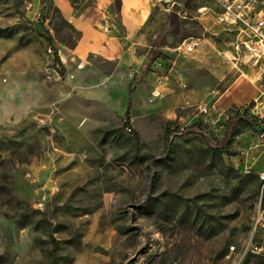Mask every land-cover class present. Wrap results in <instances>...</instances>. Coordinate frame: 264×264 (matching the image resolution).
Wrapping results in <instances>:
<instances>
[{
  "label": "rangeland",
  "instance_id": "374dc122",
  "mask_svg": "<svg viewBox=\"0 0 264 264\" xmlns=\"http://www.w3.org/2000/svg\"><path fill=\"white\" fill-rule=\"evenodd\" d=\"M69 1L104 20L118 3ZM153 1L156 34L171 15L174 42L201 36L195 5L210 0H179L172 13ZM76 36L51 0H0V264H227L228 247L249 239L258 249L241 264H264V146L249 122L264 115V53L225 29L208 35L189 53H209L195 73L201 97H178L186 86L168 76L175 96L165 80L160 96L130 105L135 140L118 95L110 106L64 81L54 57ZM157 46L146 64L168 57ZM169 141L191 166L152 162Z\"/></svg>",
  "mask_w": 264,
  "mask_h": 264
},
{
  "label": "crops",
  "instance_id": "0c3cea01",
  "mask_svg": "<svg viewBox=\"0 0 264 264\" xmlns=\"http://www.w3.org/2000/svg\"><path fill=\"white\" fill-rule=\"evenodd\" d=\"M51 1L62 18L77 31V36L71 45L60 44L57 47L64 81L82 94L102 100L110 106L112 101L115 102L114 97L118 95L116 108L123 112L128 102V112L130 105L132 108L134 105L135 109L137 104L151 102L147 98L153 87V71L150 69L151 61L146 63L147 58L150 57L149 48L157 37L152 20V11L156 6L154 1L118 0L116 13L109 20L96 17L93 11L96 10L95 7L90 9L91 12L77 11L69 0ZM218 11L219 6L212 0L196 3L195 21L202 32L201 36H198L200 41L206 39L208 35H217L224 29L238 36L232 25L218 21ZM204 33L206 35L202 36ZM175 43L173 41L171 44L157 46L158 49L165 50L168 57L164 58L170 60L169 78L173 77L174 73H178L177 79L181 81V85L186 86L185 91L179 88L178 97L187 91L200 98L201 89L208 84L198 81L199 78L195 73L200 63L208 62L209 53L182 52L174 49ZM177 53L182 55L176 56ZM130 69L136 71V74H141L139 81H135V77L133 80L125 78L126 71ZM261 71H264V64ZM164 85V95L170 96L172 93L173 97L177 94L173 81L166 80ZM191 101L195 102L194 99ZM141 107L143 108V105ZM254 139L256 140L255 136ZM252 157L254 160L255 157ZM262 169L264 166L256 172Z\"/></svg>",
  "mask_w": 264,
  "mask_h": 264
},
{
  "label": "built area",
  "instance_id": "2783aa9c",
  "mask_svg": "<svg viewBox=\"0 0 264 264\" xmlns=\"http://www.w3.org/2000/svg\"><path fill=\"white\" fill-rule=\"evenodd\" d=\"M219 6L217 19L233 26L236 34L241 36L243 43L249 47L255 56H262L264 53V0H212ZM200 42V38L194 35H186L174 44V49L189 52L195 49ZM150 69L153 71V84L147 100L153 101L161 95L160 86L170 75L171 63L164 57H155L150 62ZM136 71L130 69L126 71L125 78L133 80ZM181 83V81H179ZM182 84V83H181ZM206 111L205 107L199 108ZM254 136L258 144L264 146V115L255 118ZM127 129V128H126ZM128 130V129H127ZM246 165L245 172H249ZM257 176L264 183V169L257 172ZM258 249L255 241L248 240L245 246L236 252L230 245L225 254L227 264H241V259L246 251L254 252Z\"/></svg>",
  "mask_w": 264,
  "mask_h": 264
},
{
  "label": "trees",
  "instance_id": "16d2710c",
  "mask_svg": "<svg viewBox=\"0 0 264 264\" xmlns=\"http://www.w3.org/2000/svg\"><path fill=\"white\" fill-rule=\"evenodd\" d=\"M117 7H118V3H117ZM117 7H116V10H117ZM173 11H171V13H172ZM169 17H170V23H173V22H171V15H169ZM173 25H175V24H173ZM54 59L56 60V61H58V62H60L59 61V59H58V56L57 55H55V57H54ZM128 104H129V102L127 103V107H126V109H125V115H126V118H125V120H124V122H123V127L124 128H127L128 129V131H130V133H131V135H132V137L135 139V140H137L138 139V133H137V131L131 126V124L129 123V121H128ZM236 117H238V113H233L232 115H230L229 116V120L230 119H234V118H236ZM255 118L256 117H253V121H250L249 120V122L250 123H252L253 124V126H255ZM245 120L247 121L248 119H246L245 118ZM224 137H225V139L223 140V141H217V140H215L214 141V145H212V144H210L208 147L209 148H213V152L214 153H212L211 154V160H210V162L209 163H207V167H210L211 165H212V163H213V161H214V158H215V153H217L218 152V150H220L222 147H224L227 143H228V139H227V136L228 135H231L232 134V132H231V130H230V132L228 131V129H227V127L225 128V130H224ZM229 138V137H228ZM218 144V145H217ZM214 146V147H213ZM218 146V147H217ZM207 147V148H208ZM219 147H220V149H219ZM140 159L141 158H144V155H140V157H139ZM190 158L191 157H188L187 155H186V150L185 149H182V148H178V147H176L174 144H173V142H171V141H169L168 143H166V145H165V148H164V151H163V154H162V156H160V157H158V158H154L153 160H152V162H154V163H159V164H162V165H171V164H176V165H178L179 167H186V166H191V163H188L189 161H190ZM237 188H239V187H237ZM151 201V200H150Z\"/></svg>",
  "mask_w": 264,
  "mask_h": 264
},
{
  "label": "water",
  "instance_id": "95a60500",
  "mask_svg": "<svg viewBox=\"0 0 264 264\" xmlns=\"http://www.w3.org/2000/svg\"><path fill=\"white\" fill-rule=\"evenodd\" d=\"M156 2L161 7L165 9H169L174 12L180 11V9L183 7V4L179 0H156ZM173 26L174 25L170 23V18L167 17V19L162 23L160 31L157 34L156 37L157 44L159 45L171 44L174 41V34L172 33ZM140 78H141V74L137 73L135 76V81H139Z\"/></svg>",
  "mask_w": 264,
  "mask_h": 264
}]
</instances>
